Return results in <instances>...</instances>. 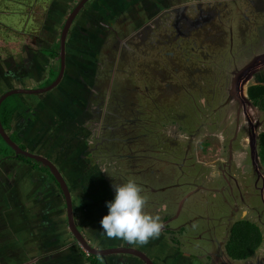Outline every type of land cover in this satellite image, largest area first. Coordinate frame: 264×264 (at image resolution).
<instances>
[{"label":"flooded vegetation","instance_id":"1","mask_svg":"<svg viewBox=\"0 0 264 264\" xmlns=\"http://www.w3.org/2000/svg\"><path fill=\"white\" fill-rule=\"evenodd\" d=\"M83 1L52 0L41 21H35L36 28L18 34L27 35L28 43L0 56V122L12 142L11 147L0 133L8 149H0V264H234L224 249L236 262L264 264L260 127L246 131L247 138L258 133V158L249 139H227L215 166L217 178L199 165L200 172L181 177V182L179 174L172 175L166 183L156 175L160 166L152 163L155 168L148 176L137 165L145 156L133 160L124 154L128 118L109 121L111 104L122 93L116 82L127 74V56L145 57L144 25L170 11L176 16L175 28L183 18L187 29L205 22L208 13L192 20L185 15L186 7L194 9L199 0ZM131 9L139 20L128 18L126 26H115ZM12 96L16 100L8 103ZM2 107L9 113L7 124L1 120ZM117 137L124 142L123 154L109 147L119 145ZM237 151L244 155L240 165ZM170 164L176 172L180 168ZM129 181L139 186L145 211L159 215L162 223L159 236L145 244L109 238L100 227L115 185ZM198 198L204 199L202 204L194 205ZM161 204L167 207L161 210ZM238 224L253 225L261 234L258 248L245 259L232 258L227 248Z\"/></svg>","mask_w":264,"mask_h":264},{"label":"rangeland","instance_id":"2","mask_svg":"<svg viewBox=\"0 0 264 264\" xmlns=\"http://www.w3.org/2000/svg\"><path fill=\"white\" fill-rule=\"evenodd\" d=\"M209 2V0H205V5L200 4L195 7V10L188 9L189 11L184 14L190 20L197 19V17L205 13V9L206 13L211 11L207 5ZM235 8L229 7V10L227 8L223 12L220 9H213L211 11L213 24L205 23L204 26L196 28L190 27L186 29L188 22L183 21V18H179L177 25L179 29H176V16L174 17L170 11L165 12L163 15L161 13L158 18L155 17L148 21L144 25L148 27L147 38L144 40L146 44L143 51L145 52V57L140 58L134 54L127 56V76L125 75L126 77L118 79V81H121L117 83L116 89L117 91L121 87L122 93L116 92L115 97L119 99L114 104H111V109L115 112V109L122 101L126 105H131V101L132 103L134 102L136 95L134 87L141 89L144 86L152 87V96L158 103L163 105L162 112L167 115V123L163 125L164 131L168 136L178 140L186 136V129L194 119L195 124H198V120L202 119L205 125L198 127L199 129L196 128L198 130L201 129V132H199L195 141V159L199 164L203 163L208 166L209 176L213 178H217L218 175L215 166L224 154V143L216 131H210V127L212 126L210 123L213 120H220L218 114L220 110L214 111L219 102L215 94L219 92L221 87L224 89L227 85L228 80H226L227 77L225 76L227 74L225 72H230L232 69L229 39L231 36L234 38L235 47L232 51V56H235L236 59L242 57L237 63L238 65L244 58L242 54L239 56L238 42L243 43L244 47L248 49V47L252 46L251 39L256 41L260 36L259 33L264 31L263 10L257 13V17H255L251 11L244 13L239 12ZM28 14L32 22L39 23L43 14L45 15V10L43 7L35 4L28 10ZM246 17H249V19H246ZM31 26L33 27V24ZM260 26L262 27L259 30ZM25 29L26 25H23L22 29L13 30L4 25L0 19V48H2L0 49V56L3 58L7 57V49L14 48L17 51L18 43H20V47L28 43L27 35H18L25 33ZM10 30L11 32H9ZM219 30H222L225 36L227 35L226 43H222V37L217 36ZM210 36L215 42H210L209 40L203 41ZM132 41L134 42V40ZM220 45H223V47L220 48ZM116 59L118 58L116 57ZM1 72L2 69L0 68V77ZM39 85L43 86L45 82ZM108 92H106V95ZM137 92L143 93L142 90H137ZM101 93L102 89L99 94L101 95ZM211 95L214 97L213 99L211 98L213 103L209 104V106H203L202 98H207L208 101V98L212 97ZM97 97L99 98L98 95ZM15 100L14 96H12L8 100V103ZM17 101L19 100L17 99ZM16 106L19 105H14L15 108ZM195 110L200 112H195ZM110 118H113V121L119 120L115 117V113ZM0 143L1 149H3L4 143ZM241 144H243L242 147H245L244 140H242ZM4 148L7 149V147ZM155 150L157 152L156 157L162 159L163 157L159 153L160 148L157 147ZM262 155L264 156V148ZM236 160L237 165L242 163V160H244L242 151H237ZM165 171L167 172V169ZM172 175L177 176L178 173L172 170ZM201 199L204 200L203 198ZM201 199L198 198L192 203L197 205L198 202L201 203Z\"/></svg>","mask_w":264,"mask_h":264},{"label":"water","instance_id":"3","mask_svg":"<svg viewBox=\"0 0 264 264\" xmlns=\"http://www.w3.org/2000/svg\"><path fill=\"white\" fill-rule=\"evenodd\" d=\"M87 0H84L83 2H86ZM204 0H199V4L203 2ZM207 4L209 9L212 11L213 9H220L222 12L229 7H236L239 12L247 13L248 11L253 12L254 16L257 17V13H259L261 10L264 11V4L263 2L256 1V0H242L240 2H236L237 4L233 3L232 0H214ZM248 1V2H246ZM181 3V2H179ZM198 4V5H199ZM203 5L204 2L202 3ZM188 7V8H187ZM186 12H188V9L193 10L192 7L187 6ZM196 8H194L195 10ZM258 9V10H257ZM78 10H75L73 15L71 16L69 22L65 26L64 30V36L66 34V30L68 26L70 25L72 19L75 17V12L77 13ZM134 10H129V12L124 13L119 17V20H117L114 25L115 26H126V23L128 21V18H133V21H138ZM206 11V9H205ZM211 11L207 12L208 15L205 18L206 21L202 23L194 24V28L198 26H204L205 23L207 24H213L212 21V13ZM165 12H162V15ZM134 15V16H133ZM220 16V11H219ZM264 16V14H262ZM246 19H249V17H246ZM219 20V19H217ZM131 22L130 26H133L136 24ZM262 26L259 27V30ZM204 28V27H203ZM264 30V28H263ZM260 36L257 38L256 41H253L251 39L252 46L248 49L244 47L243 43L238 42L237 47L239 48V56L244 55V58L242 62H240L238 65L237 63L241 60V58L238 60L235 58V56H232V51L235 47L234 44V38L231 36L229 39V50L231 52V59H232V69L230 72H225L227 75L226 80H228L227 85L224 87V89L219 90L217 94H215V97L219 100L217 106L215 107V110L218 111L220 120H213L211 121V129L210 131H216L218 135L221 137V140L223 143L227 142V139L232 142V140L237 139V137H244L247 138L246 131L248 128H252L255 130L260 127L262 131H264V111H262L258 106L254 104V102L249 98L248 96V88L249 86H256V85H263L264 86V31L259 33ZM217 36L222 37L221 42L226 43L227 35H224V32L222 30H219L217 33ZM64 38V37H63ZM63 38H62V46H63ZM209 40L210 42H215V40L210 36L209 38H205L203 41ZM217 45H219L216 42ZM223 47V45H220V48ZM236 47V49H237ZM121 80L116 82L120 83ZM118 86V85H117ZM135 89V99L134 102H130L131 105H126V103L123 101L116 109H115V117L125 116L128 118L127 125H128V134L123 136L122 138L128 141L127 147H124V142L122 138L117 137L116 141L119 143L117 145L116 143L109 145L110 149L114 147V153H115V147L119 150L120 146L121 148H125L124 154L131 155V159H134V156H145L143 158L142 163L137 162V165H142V168L147 170V175L150 176L149 169L159 167L160 171L159 173H156V175L159 177V179L165 180L167 183L170 182L172 177V168L170 167V163L176 162L180 164V168L177 170L178 174L180 175V182L181 177H187L186 175H191L193 172H200L199 165H204V167H208L207 165L203 163H198L195 159V153H194V146L196 138L201 132L198 130V127H201L205 125L204 121L202 119L198 120L199 123L195 124V119L191 123L189 127L186 129V136L181 139H175L171 136H168L166 132L164 131V126L167 123V115L162 112L163 105L161 103H158L155 98L151 94L152 87L150 86H144L143 89L134 87ZM137 90H142L143 93H138ZM142 94V96H140ZM212 96V95H211ZM122 97V96H120ZM214 97H209L208 101L207 98H202L203 103L202 105H207L213 103ZM222 99V100H221ZM215 100V99H214ZM1 104V100H0ZM150 105L148 107V105ZM154 111V112H153ZM195 112H200L198 110H195ZM211 112V110H210ZM113 118H110L109 121L112 122ZM108 121V120H107ZM107 123V122H106ZM108 124V123H107ZM198 128V129H196ZM204 128V127H203ZM196 129V130H195ZM0 133L3 136L4 140L12 147L11 141L9 137L3 132V129L1 127L0 122ZM249 143L252 146V153L255 155V157L258 158V148H259V137L257 131L253 132L249 137ZM10 141V142H9ZM142 148V149H139ZM159 147V153L162 155V159H159L156 157V148ZM145 148V149H144ZM144 149V151H143ZM148 149V151H147ZM187 149L189 151H187ZM121 150V149H120ZM185 153V154H184ZM118 154H123V151L121 150ZM137 156V157H138ZM130 157V156H128ZM192 158V160H190ZM185 159V160H184ZM181 162V163H180ZM190 162H193L192 164ZM154 163L156 166H152L151 164ZM259 163V160H258ZM184 165V167H183ZM167 169V172L165 171ZM195 170V171H194ZM197 174V173H196ZM210 179V178H209ZM211 181V179H210ZM165 183V184H166ZM188 186V185H187ZM185 186L180 185L179 188H181L183 191L186 190L184 188ZM177 188V186H176ZM174 188V189H176ZM196 194V193H195ZM200 194V193H198ZM223 254L227 258V260L233 262L234 264H244L242 262H236L235 260H231L228 256L226 249H224Z\"/></svg>","mask_w":264,"mask_h":264},{"label":"clouds","instance_id":"4","mask_svg":"<svg viewBox=\"0 0 264 264\" xmlns=\"http://www.w3.org/2000/svg\"><path fill=\"white\" fill-rule=\"evenodd\" d=\"M114 191V198L106 202L107 215L99 222L102 232L109 238H119L130 244H145L158 237L162 229L160 217L145 211V199L139 186L129 181L116 184ZM166 207V204L160 205L161 210Z\"/></svg>","mask_w":264,"mask_h":264},{"label":"trees","instance_id":"5","mask_svg":"<svg viewBox=\"0 0 264 264\" xmlns=\"http://www.w3.org/2000/svg\"><path fill=\"white\" fill-rule=\"evenodd\" d=\"M51 1L52 0H0V12H2L0 13V19L3 21L4 25L13 30H20L23 25H26L27 29H34L36 25L32 22V19L30 20L28 10L35 4L44 8L45 5H48ZM32 24H34L33 28L31 26ZM9 32H11V30ZM248 96L256 106L264 111L263 85L250 86L248 88ZM1 120L3 124L9 123V113L4 111V107H2L1 110ZM0 142H3L1 138ZM260 242L261 234L257 227L248 224L234 225L232 237L227 247L229 255L234 259H245L255 252Z\"/></svg>","mask_w":264,"mask_h":264}]
</instances>
